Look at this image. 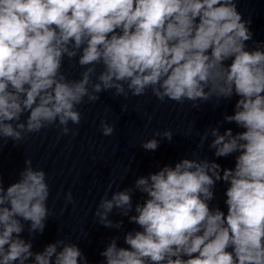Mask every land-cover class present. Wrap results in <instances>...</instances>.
I'll return each instance as SVG.
<instances>
[{"label": "clouds", "instance_id": "obj_1", "mask_svg": "<svg viewBox=\"0 0 264 264\" xmlns=\"http://www.w3.org/2000/svg\"><path fill=\"white\" fill-rule=\"evenodd\" d=\"M238 2L0 0V142L20 144L54 126L77 135L69 124H80L78 106L96 103L101 92L128 99L150 91L161 103L193 108L237 97L233 114L206 129L198 145L211 137L208 148L216 158L234 156L232 168L194 151L131 188L109 185L94 217L119 230L123 221L109 219L117 210L139 230L124 233L127 247L113 237L99 253L102 264H264V42L249 48L251 19ZM65 60L83 69L79 79L68 78ZM224 123L242 131L221 132ZM100 129L108 137L115 126L101 120ZM153 136L171 141L173 132ZM158 146L155 138L141 144ZM25 165L6 188L0 176V264H88L63 238L33 250L52 215L50 186L30 158ZM217 182L227 185L226 213L210 207ZM137 191L146 198L134 206ZM65 200L74 203L71 192Z\"/></svg>", "mask_w": 264, "mask_h": 264}]
</instances>
